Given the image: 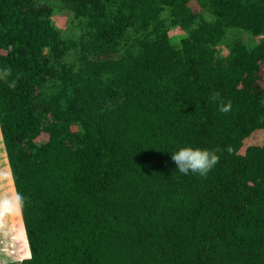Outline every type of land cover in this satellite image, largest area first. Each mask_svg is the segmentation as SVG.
I'll return each mask as SVG.
<instances>
[{"label":"trees","instance_id":"trees-1","mask_svg":"<svg viewBox=\"0 0 264 264\" xmlns=\"http://www.w3.org/2000/svg\"><path fill=\"white\" fill-rule=\"evenodd\" d=\"M0 129L3 264H264V0H0Z\"/></svg>","mask_w":264,"mask_h":264},{"label":"clouds","instance_id":"clouds-1","mask_svg":"<svg viewBox=\"0 0 264 264\" xmlns=\"http://www.w3.org/2000/svg\"><path fill=\"white\" fill-rule=\"evenodd\" d=\"M171 160L183 174L192 172L205 175L217 163L218 156L213 150L187 145L171 152Z\"/></svg>","mask_w":264,"mask_h":264},{"label":"rangeland","instance_id":"rangeland-1","mask_svg":"<svg viewBox=\"0 0 264 264\" xmlns=\"http://www.w3.org/2000/svg\"><path fill=\"white\" fill-rule=\"evenodd\" d=\"M69 18H70V15L68 11L64 9L60 10L59 12L57 11L56 14L54 15V23L61 29L63 34L70 31L69 23H68ZM224 50H226V48H224ZM245 143L246 144L264 143V130L255 131L250 137L246 139ZM0 219L2 220L1 216H0ZM5 224H6L5 222L4 223H2V221L0 222V264L6 263L9 261H14L15 263H18L21 259L16 260V259H13L12 257H7L4 255L3 248H4V245L8 243L7 236H6V230L4 229Z\"/></svg>","mask_w":264,"mask_h":264},{"label":"crops","instance_id":"crops-1","mask_svg":"<svg viewBox=\"0 0 264 264\" xmlns=\"http://www.w3.org/2000/svg\"><path fill=\"white\" fill-rule=\"evenodd\" d=\"M0 140H1V142H3V138H2V134H1V129H0ZM7 156V155H6ZM8 160V159H7ZM11 178H12V176H11ZM12 183H13V180H12ZM12 189H13V191H15V186H14V183L12 184ZM16 192V191H15ZM17 201V200H16ZM17 204H18V201H17Z\"/></svg>","mask_w":264,"mask_h":264}]
</instances>
